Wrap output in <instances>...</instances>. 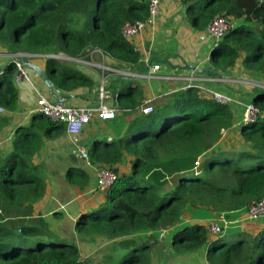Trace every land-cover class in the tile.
Returning a JSON list of instances; mask_svg holds the SVG:
<instances>
[{
	"label": "trees",
	"instance_id": "16d2710c",
	"mask_svg": "<svg viewBox=\"0 0 264 264\" xmlns=\"http://www.w3.org/2000/svg\"><path fill=\"white\" fill-rule=\"evenodd\" d=\"M181 2L195 31L204 33L216 16L236 22L211 49L209 63L218 74L239 66L264 81V0ZM147 17L146 0H0V55L62 53L83 58L98 50L107 62L134 66L140 51L121 36V28ZM16 70L10 59L0 65L3 112H13L18 105ZM44 72L65 94L96 87L80 70L53 59H46ZM239 94L250 96L258 114L254 122L235 129L233 106L219 104L196 88L170 95L147 115L137 110L138 85L130 82L117 92V107L134 111V118L122 136L87 150L91 166L108 168L117 179L100 193L102 202L81 213L74 224L82 244L118 241L113 248L119 247L120 254L102 264H153L150 240L157 232L177 227L188 210L209 209L231 218V213L264 199V90L240 88ZM64 132L63 124L34 113L29 126L17 129L11 152L0 156V264H89L74 242L56 237L35 214L46 182L33 158L42 137ZM224 132H229L231 145L214 151ZM213 151L216 156L204 165ZM124 164L129 171L119 169ZM205 170L206 180L201 178ZM65 180L78 193L90 185L89 175L78 168H69ZM244 235H236L231 243L224 236L211 238L207 224H187L171 233L170 246L180 256L207 245V264H264V227L253 241ZM32 238L35 245H29Z\"/></svg>",
	"mask_w": 264,
	"mask_h": 264
},
{
	"label": "crops",
	"instance_id": "0c3cea01",
	"mask_svg": "<svg viewBox=\"0 0 264 264\" xmlns=\"http://www.w3.org/2000/svg\"><path fill=\"white\" fill-rule=\"evenodd\" d=\"M130 41L138 48L141 54L137 65L125 66L110 61L107 63L133 72H144L149 66L159 65V74L174 77L191 75L192 70L186 68V65H192L198 69L211 66L209 63L212 49L211 42L206 39L205 33L195 31L190 27L185 18L182 3H170L168 0H164L157 24L153 27H147ZM94 59L98 60L96 55ZM30 62L45 70L44 59L32 58ZM79 70L92 78L97 84L98 77L94 71L87 68ZM240 73H242L241 70L237 69L236 66L233 70L219 74L224 77L234 78L240 76ZM27 74L30 79L29 82L25 81L16 84L19 94L16 110L0 113V156H6L11 152L12 140L17 129L30 125L37 96L52 97L34 72L27 70ZM111 81L114 82V86H108V89L114 92H118L130 82L134 86L138 85L139 93L141 94L138 102L142 99H150L155 107L163 104L170 95L183 90L185 85L184 81L179 79L170 81L129 79L128 81H122L121 79L112 78L109 81V85ZM205 86L211 90L231 96L235 101L232 106L235 107L239 116L243 110V104L250 102L249 100L244 101V97L239 94L241 87H236V85L224 86L223 84L207 83ZM95 89L96 87H94V90L79 88L71 94L61 92L60 97L64 98L72 106H95L98 102V94ZM66 95L70 96L66 97ZM134 116V111L126 110L122 112L118 108L116 117L111 121L93 120L82 131L80 135L81 143L88 150L92 144L99 143V145H103L104 141L111 142L115 137L123 135L127 124ZM239 116L236 117V122H238ZM117 121H120V124H116ZM238 128L239 126L235 127V129ZM228 133L224 137L227 144H229V140L231 141ZM222 143L220 141V147ZM38 151L33 158V163L42 168L45 176L46 191L42 201L35 207V214H39L37 216H41L45 220L49 230L56 237L74 242L79 247L84 260L96 256L99 258V251L102 245L100 243L95 245L96 242L91 245L82 244L74 232V224L78 216L86 210L95 208L102 202L101 192L89 193L94 190L95 171L98 167L87 166L82 160L76 159L70 154V144L65 132L51 139L42 137V144ZM69 168L82 169L89 175L90 185L87 191L78 193L76 189L66 183L65 174ZM119 169L129 171V167L126 164L119 166ZM50 171L61 172L60 177L49 174L48 172ZM56 213L60 214L58 219L54 218ZM186 213L177 227L169 229L164 235L157 232L155 234L156 238L150 240V244L154 246L151 251L153 264H161L164 258L166 262L172 264H207V245L190 254L180 256L173 254L170 246L172 232L187 224H206L205 219L201 218L199 210H188ZM240 213H233V218ZM247 225L245 227L242 224L234 225L227 229L229 231L226 230L227 234L225 232L221 236L229 240L236 235L238 236V234L255 236L264 227V218L249 222ZM109 242L116 243L118 241H108V244ZM154 242H157L156 245L153 244ZM160 253L161 255L158 256ZM93 264H95L94 261Z\"/></svg>",
	"mask_w": 264,
	"mask_h": 264
},
{
	"label": "built area",
	"instance_id": "2783aa9c",
	"mask_svg": "<svg viewBox=\"0 0 264 264\" xmlns=\"http://www.w3.org/2000/svg\"><path fill=\"white\" fill-rule=\"evenodd\" d=\"M148 17L145 21L127 22L121 28V36L126 40H132L135 36L144 31L147 27H153L159 19L162 3L164 0H146ZM236 22H232L225 17L216 16L207 26L205 30L206 39L211 42V48L216 46L223 38L226 32L232 28ZM97 56L98 60L94 59ZM32 58L53 59L56 61H71L79 64L82 68H88L95 72L97 79L96 89L98 94V102L95 106H72L60 96L57 99L46 98L38 95L33 113L41 114L52 122L61 123L65 127V134L70 144V154L79 160H82L89 166L88 152L80 140V135L84 128L93 120L111 121L116 117L117 92L108 89L109 81L112 78L121 79H142L151 81H170L183 80L186 88H196L203 93L211 96V98L222 105L235 103L234 99L219 91L211 90L205 85L207 83L231 84L245 88L248 91L264 90V82L256 78H243L236 76L234 78L224 77L220 74L216 76L198 75L192 71L191 75L183 77L164 76L159 74V65L149 66L144 72H133L126 69L114 67L107 63L105 56L98 50L90 51L86 57L71 58L65 54H45V55H29L17 54L10 56V60L16 65L15 83L20 84L29 81L26 74V68L22 65V60L31 61ZM150 99H142L137 110L142 114H151L154 106ZM116 103V104H115ZM3 112L0 109V113ZM258 110L252 104L247 102L243 105L241 112V124H247L256 120ZM198 171V170H197ZM116 174L104 167H98L95 171V188L96 192L107 191L116 181ZM241 218L253 222L260 218H264V199L254 206L243 211ZM226 214H219L209 220L207 230L211 237H219L223 235L232 224H236L240 219L230 221ZM166 231L162 230L161 235Z\"/></svg>",
	"mask_w": 264,
	"mask_h": 264
},
{
	"label": "rangeland",
	"instance_id": "374dc122",
	"mask_svg": "<svg viewBox=\"0 0 264 264\" xmlns=\"http://www.w3.org/2000/svg\"><path fill=\"white\" fill-rule=\"evenodd\" d=\"M168 2H170V3H172V2H176V3H182L181 2V0H168ZM183 8H185V7H183ZM9 58H10V56H5V55H0V65H4L5 63H7V61L9 60ZM45 61H46V59H44ZM28 61V60H27ZM60 64H67V65H70L72 68H75V69H77V70H79V69H81L82 67L79 65V64H77V63H75V62H71V61H63V62H60V61H58ZM240 69L241 70V72L242 73H240V76L239 77H243V78H254V76H250L249 75V73L248 72H245L241 67H237V69ZM88 69V68H87ZM27 70H29V69H27L26 68V74H27ZM31 71V70H30ZM27 76H28V74H27ZM29 78V77H28ZM257 80H260V79H258V78H256ZM30 80V79H29ZM262 81V80H261ZM27 82H29V81H27ZM264 82V81H263ZM224 86H228V85H231V84H223ZM236 87H239L240 88V86H236ZM244 90L245 91H248V90H246L245 88H244ZM53 98V97H52ZM250 99V96H248V97H246V98H244V101H247V100H249ZM232 105V104H231ZM244 105V104H243ZM233 109H235V107H232ZM242 109H243V106H242ZM236 117H238L239 116V114L236 112ZM116 124H120V121H117V123ZM240 124H241V114H240V116H239V120H238V122H237V125H236V128L238 127V126H240ZM235 132V135L233 136L234 137V139L235 140H237V132L236 131H233V133ZM224 135H223V140L225 139L224 137L227 135V132H224L223 133ZM228 135H229V133H228ZM232 136V135H231ZM222 140V144H221V147L222 148H224V147H228L229 148V146L231 145V143H230V140H229V144H227L225 141H226V139L223 141ZM232 145L233 146H236V143H232ZM218 147H220V146H217L216 147V149L214 150V151H217V150H219L220 148H218ZM212 152V153H210V154H208V155H206V159H205V161H203L202 163H204L205 162V164L204 165H206V164H208V162L210 161V159L213 157V156H216V155H213V153H215V152ZM49 174H53L54 176H56V177H60V174H61V172H53V171H50V172H48ZM209 177V174H207L206 173V170H205V173L203 172L202 174H201V178L202 179H204V180H206L207 178ZM95 188V187H94ZM96 191H92V192H89V193H95ZM199 212L201 213V218H203V219H205V221H206V224H208L209 223V219H211V218H213L214 217V215H215V212L214 211H211V210H209V209H201V210H199ZM241 213L239 214V215H236L237 217H231V218H229V220L230 221H234V220H237V219H240L236 224H232L230 227H232V226H234V225H238V224H242V226H248L247 225V223H249L247 220H245V219H243V218H241L242 216H243V211H240ZM231 215H233V213H231ZM226 216V215H225ZM230 216V215H229ZM227 231H229V230H227ZM227 231H226V233L225 234H227ZM160 234L162 233V231H160L159 232ZM163 234H166V233H163ZM241 236H243V235H240L239 237H241ZM254 235H251V234H246V235H244V237H243V239H245V240H249V241H253L254 240ZM96 239L97 238H99V237H95ZM38 240V239H37ZM237 240V237H233L231 240H230V242L231 243H233V242H235ZM34 241H36V238H32L31 239V244H29V245H35L33 242ZM99 243L102 245L101 246V250L99 251V258H97V256L96 257H91L90 259L88 258V262H89V264H93V261L95 262V264H102V262H103V260H105V259H107V257H109V256H113V258H115L116 257V255L117 254H120V249H119V247L118 248H113V246L115 245V243H112V242H109V244H108V241H106V240H104V239H98L97 241H96V243H95V245L96 244H98L99 245ZM156 243L157 242H154L153 244H155L156 245ZM161 247V246H160ZM119 249V250H118ZM117 250V251H116ZM123 253L125 252V250H123L122 251ZM161 255V253L158 255V256H160ZM162 258V257H161ZM164 258V257H163ZM114 261V260H113ZM113 263V262H112ZM157 264V263H156ZM161 264H172V263H169V262H166L165 261V258H164V260L162 261V263Z\"/></svg>",
	"mask_w": 264,
	"mask_h": 264
},
{
	"label": "water",
	"instance_id": "95a60500",
	"mask_svg": "<svg viewBox=\"0 0 264 264\" xmlns=\"http://www.w3.org/2000/svg\"><path fill=\"white\" fill-rule=\"evenodd\" d=\"M21 63L25 68L31 70L32 72L36 74V76L42 81L43 85L47 88V90L50 92L51 96L54 99H57L60 96L61 92L58 89H54L53 84L47 78L44 70L40 66L34 64L33 62L27 61V60H22ZM185 67L194 71L198 75H206L207 73H214V72L218 74V72H216L215 69L211 66H208L203 69H198L192 65H186ZM121 80L128 81L129 79L121 78ZM68 96L70 95H66V97Z\"/></svg>",
	"mask_w": 264,
	"mask_h": 264
}]
</instances>
